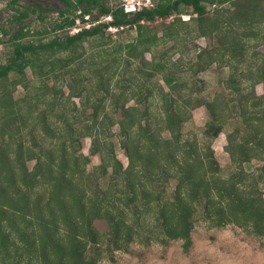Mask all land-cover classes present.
I'll use <instances>...</instances> for the list:
<instances>
[{
  "label": "trees",
  "instance_id": "obj_1",
  "mask_svg": "<svg viewBox=\"0 0 264 264\" xmlns=\"http://www.w3.org/2000/svg\"><path fill=\"white\" fill-rule=\"evenodd\" d=\"M19 1L9 0L8 5ZM59 1L65 7L58 11L51 31L63 36L24 44L20 39L30 32L23 25L12 37L7 62H0V264H98L105 252H126L136 238L145 244L150 238L160 243L182 240L186 250L199 214L210 228L233 223L264 236V54L254 52L252 65H244L238 76L231 72L223 91L202 103L212 137L232 120L237 123L226 133L231 170L221 176L209 147L181 140V125L193 104L201 102L181 96L183 85L175 70L182 72V68L153 51L151 60L144 59L159 40L180 38L182 46L188 45L191 41L184 40L189 33L181 29L182 34L165 33L159 39L153 28L142 24L182 16L190 8L188 20L178 17L166 30L192 23L193 38L215 41L196 49L190 69L197 74L213 64L246 63L247 52L259 44L249 45L246 37L257 38L262 30L239 31L264 24V0H158L150 8L130 12L110 7L109 0ZM208 6L215 8L211 17L206 16ZM78 7L80 16L75 15ZM38 10L44 8L36 6L30 12ZM93 10L98 16L92 15ZM18 11L13 17L17 22L29 17L28 10ZM101 16H111L112 21L65 33L76 17L81 21L89 17L94 23ZM38 18L43 20L44 15ZM109 26L138 29V36L127 44L104 48ZM47 33L45 27L36 34ZM85 44L91 48L87 56ZM59 52L68 53L58 59ZM133 62L138 66L131 75ZM26 69L41 86L28 85ZM10 74L17 78L10 81ZM156 76L167 91L153 83ZM67 78V100L79 98L80 111L56 99L63 92L48 86L49 80ZM258 85L263 87L261 95H256ZM17 86L24 90L19 98L13 96ZM131 101L134 105H128ZM152 101L157 102L156 114L149 113ZM113 114L121 115L120 119H113ZM79 120L89 123L79 126ZM114 125L128 160L126 168L115 156L110 130ZM163 132L169 137L163 138ZM85 137L91 141L89 156L100 159L91 172L87 171L89 156L81 152ZM253 161L262 164L249 171ZM170 179L176 186L162 201V192L152 188ZM95 221H103L108 230L99 232Z\"/></svg>",
  "mask_w": 264,
  "mask_h": 264
},
{
  "label": "rangeland",
  "instance_id": "obj_2",
  "mask_svg": "<svg viewBox=\"0 0 264 264\" xmlns=\"http://www.w3.org/2000/svg\"><path fill=\"white\" fill-rule=\"evenodd\" d=\"M8 1L9 0H0V30L7 32L5 34L0 31V62H7L14 43H11L12 37L23 25L26 27L28 26L26 30L28 29L30 32L28 36L20 39V42L24 44L29 42L38 45L42 41H47L50 37L63 36V32L53 33L51 31L52 25L58 18V11L62 7L61 2L58 0H20L16 5L12 6L8 5ZM153 1L158 0H109L108 4L113 8L123 7L124 9H137V5H140L142 8H145V6L150 8ZM36 6L44 8V10L42 12L41 10H38L36 13H31L30 10ZM133 6L135 8H133ZM214 9V6H208L206 8V16L211 17ZM18 10H28L29 13V17L21 23L13 19L14 15H19ZM183 13L184 14L182 16L191 17L192 10L190 8L184 9ZM39 15H44L43 20L38 18ZM92 15L98 16L97 11L93 10ZM182 16L173 14L167 19H156L154 22L142 23L150 28H153L159 39L165 36V33L169 35L170 33L179 31L182 34V29L184 32L187 31V33H189L186 35L184 41H191L188 45L182 46L180 43L183 42L180 38L177 41L172 39L170 40L169 38L163 43L159 40V43L154 46L150 52H147L144 55V59L151 60L153 58V54L151 52L153 51L155 56H160L164 60H169L171 63H178L179 67L182 68V72L175 70L177 73L176 76L181 79L183 85V88L180 91L181 96L190 98L192 101L200 100L201 102L198 105L193 104L188 120L181 125V140L188 141L191 144H196L198 147H202L203 149L209 147L221 170L220 175L225 176L231 170V161L229 159V155L225 151V146L227 145L226 133L233 129V126H237V123L235 120H232V124L225 126L222 132L216 137H212L211 130L206 127V123L209 120L208 111L202 103L204 101L211 100L214 96L223 91V82L228 78L231 72H233L235 76H238L244 65H252L254 62V57H252L254 52L262 55L264 54V44H262L264 43V38H262L264 36V24L258 27L243 26V28L239 31L240 33L247 34L251 31L259 32L262 30V32L258 34L257 38L252 37V35L250 37H246V41L249 45L259 44H257L256 48L247 52L245 55V64H234L233 62H230L224 67L220 66V64H213L206 70L193 74V71L190 68L192 66V59L197 53L196 49L210 47L215 43V41L213 39L209 40L203 37L193 38L192 33H190V30L193 29L192 23L187 28L175 26L171 32L166 30L168 25L172 23L174 19L181 17V20H183ZM103 17L104 16H101L98 19L103 21ZM45 27L47 28V34H36L39 31H43ZM65 33L75 32L68 28ZM137 36L138 29L124 27L123 30H120L118 34L113 37L110 35V32L105 33V39L102 41V44L104 45V48L111 47L116 44L123 45L132 42L133 39L137 38ZM85 47L86 48L84 50L87 56L91 48L89 44H85ZM80 52L81 51L79 50L78 54H80ZM67 53L68 52H59L56 54V57L58 59H63ZM83 63V65H85L87 62ZM131 65L130 74L133 75L136 72L135 68L138 64L137 62H133ZM167 67L169 66L167 65ZM47 68L48 67L46 65L44 70ZM83 72V75L87 78L89 76L87 71ZM25 74L30 87H38L42 85V83L38 81V77L34 78L30 69H26ZM9 78V80L12 81L17 77H15L14 74H10ZM44 80L45 77L42 81ZM153 80V83H158L165 89V91H167L166 86L160 80V76H156ZM69 82V78L65 79V81L58 80L56 82L52 79V81L49 80L48 86L50 87L53 85L63 92L56 99H60V101L66 103L67 106L71 107L73 105V108L75 107L77 111H80L81 101L79 98H71L70 100H67V85ZM31 92H33V90H31ZM262 93L263 87L261 85L256 86V95H261ZM23 94L24 90L22 86H17L13 91V96L15 98L22 97ZM156 103V101H152V106L149 110L150 114L157 113ZM128 105H134V102L131 101ZM44 108L45 106H42L40 109L43 110ZM77 111H73V116L80 117L78 113H76ZM120 117L121 115L119 114H113V119L115 118L116 121L120 119ZM75 120L77 121V118ZM80 121L81 120H79L78 123L79 126L89 123L86 121L83 124ZM76 123H74V125ZM110 130L113 134L112 141L116 159L121 163L123 168H126L128 160L118 143V125H114L113 127L111 126ZM162 137L167 138L169 137V134L167 132H163ZM108 141H111V139L109 138ZM90 143L91 141L88 137L83 139L81 152L84 155L89 156ZM89 159L90 162L87 165V171L91 172L95 166L100 164V159L98 156H89ZM261 164V162L253 161L248 166V170L253 171ZM31 166L32 162L29 163L30 168ZM103 179L105 183H108L110 180L109 174ZM175 186L176 182L173 179H170L168 182L160 180L154 184L152 191H161L162 194L160 195V200L164 201L170 198ZM197 209L198 211L200 210L199 208ZM130 216H132V214H130ZM94 226L101 233H105L108 230L107 225L103 221H95ZM141 231L145 232L143 229H141ZM190 237L191 245L188 246L186 250L183 247L184 243L182 240H166L165 243H160L159 241L150 238L151 240L145 244L141 242L142 238H136L135 241L128 245V250L126 252L113 250L108 253L105 252L103 255L104 257L98 262V264H264V236H258L254 233L246 232L241 227L233 223L226 224L221 228H210L208 224L200 218L199 214L194 223ZM165 239L166 238H164V240Z\"/></svg>",
  "mask_w": 264,
  "mask_h": 264
},
{
  "label": "clouds",
  "instance_id": "obj_3",
  "mask_svg": "<svg viewBox=\"0 0 264 264\" xmlns=\"http://www.w3.org/2000/svg\"><path fill=\"white\" fill-rule=\"evenodd\" d=\"M125 1H127V0H125ZM81 7H78L77 8V10L75 11V15H78V16H80L81 15V9H80ZM133 8H135L134 6H133ZM142 7H140V5L138 6L137 5V9H141ZM145 8H147L146 6H145ZM125 10V12H130V11H133V10H136V9H124ZM184 17L185 16H182V19L183 20H188L189 19V17L187 16L186 17V19H184ZM85 18H87V17H85ZM84 18V19H85ZM80 21V25L81 26H76V23H75V25L73 26V27H71V28H69V29H72L73 30V32H75V33H77L78 31H80L82 28H86L85 27V25L86 24H90V26H92V25H95V24H99V23H109V22H111L112 21V17L111 16H104L103 17V21L102 20H97L96 22H94V23H92L91 21H89V17L87 18V19H85L84 21H81V18L80 17H76V21ZM90 26L88 27V28H90ZM76 28H80L78 31H74ZM88 28H86V29H88ZM120 30H123V28H118V27H114V26H109L108 28H107V33H112V34H116L117 32H119ZM75 33H70V34H75Z\"/></svg>",
  "mask_w": 264,
  "mask_h": 264
},
{
  "label": "built area",
  "instance_id": "obj_4",
  "mask_svg": "<svg viewBox=\"0 0 264 264\" xmlns=\"http://www.w3.org/2000/svg\"><path fill=\"white\" fill-rule=\"evenodd\" d=\"M128 10H129V9H128ZM87 18H88V17H87ZM87 18H85V19H87ZM184 19H186V17H184ZM76 26H81V25H80V21H78V20L76 21ZM89 26H90L89 23L85 25L86 28H88ZM79 29H80V28H76L74 31H78Z\"/></svg>",
  "mask_w": 264,
  "mask_h": 264
},
{
  "label": "flooded vegetation",
  "instance_id": "obj_5",
  "mask_svg": "<svg viewBox=\"0 0 264 264\" xmlns=\"http://www.w3.org/2000/svg\"><path fill=\"white\" fill-rule=\"evenodd\" d=\"M58 1H59V0H58ZM59 2H60V1H59ZM61 4H62V7L60 8V10L63 9V8L65 7V5H64L62 2H61ZM92 4H93V3H92ZM60 10H59V11H60ZM58 14H59V13H58Z\"/></svg>",
  "mask_w": 264,
  "mask_h": 264
}]
</instances>
